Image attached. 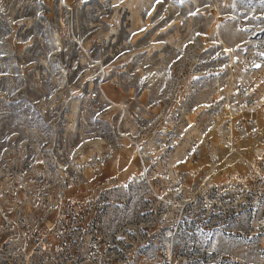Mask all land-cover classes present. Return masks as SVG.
<instances>
[{"label": "rangeland", "instance_id": "1", "mask_svg": "<svg viewBox=\"0 0 264 264\" xmlns=\"http://www.w3.org/2000/svg\"><path fill=\"white\" fill-rule=\"evenodd\" d=\"M0 215V264H264V0H0Z\"/></svg>", "mask_w": 264, "mask_h": 264}, {"label": "built area", "instance_id": "2", "mask_svg": "<svg viewBox=\"0 0 264 264\" xmlns=\"http://www.w3.org/2000/svg\"><path fill=\"white\" fill-rule=\"evenodd\" d=\"M17 227L18 225L16 223V220H8V223L5 224L3 215H0V246L4 245V243L1 240L3 236H5L6 232L16 231ZM54 236H56V238L59 241V239L64 238V230L58 228ZM62 249L63 248L57 243L47 242V243H42L40 252L41 254L48 252L58 253L62 251ZM65 253H67V251H65ZM25 259H26V263L29 264V258H25Z\"/></svg>", "mask_w": 264, "mask_h": 264}]
</instances>
